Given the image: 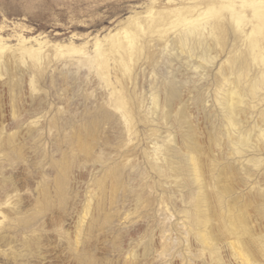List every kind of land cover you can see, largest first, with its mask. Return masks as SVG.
<instances>
[{
  "label": "bare ground",
  "instance_id": "6f19581e",
  "mask_svg": "<svg viewBox=\"0 0 264 264\" xmlns=\"http://www.w3.org/2000/svg\"><path fill=\"white\" fill-rule=\"evenodd\" d=\"M26 28L0 27V264H264V0Z\"/></svg>",
  "mask_w": 264,
  "mask_h": 264
},
{
  "label": "rangeland",
  "instance_id": "374dc122",
  "mask_svg": "<svg viewBox=\"0 0 264 264\" xmlns=\"http://www.w3.org/2000/svg\"><path fill=\"white\" fill-rule=\"evenodd\" d=\"M143 2L146 0H0L1 33L11 34L23 25L27 27L28 32L25 33H44L43 35L51 41L66 42L75 32L74 41L79 43L86 36H90L89 38L95 34L101 36L112 30L115 20L125 16L133 6ZM39 86L50 90L46 82L39 83ZM1 97L6 100L5 95ZM2 99L0 106L5 102ZM198 117L200 121L198 127L206 132L208 129H205L207 128L205 118L203 115H201L203 119L200 115ZM203 123L204 129L201 128ZM136 226L137 228H134ZM136 226L129 231L133 236L141 233L139 225ZM174 263L176 264V261Z\"/></svg>",
  "mask_w": 264,
  "mask_h": 264
}]
</instances>
